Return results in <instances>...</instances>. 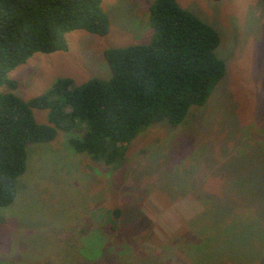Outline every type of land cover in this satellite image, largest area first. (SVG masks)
Here are the masks:
<instances>
[{"label":"rangeland","instance_id":"1","mask_svg":"<svg viewBox=\"0 0 264 264\" xmlns=\"http://www.w3.org/2000/svg\"><path fill=\"white\" fill-rule=\"evenodd\" d=\"M151 1L103 0L108 33L75 30L66 51L36 53L8 73L15 93L109 76L103 50L148 41ZM177 2L220 34L226 71L205 105L183 126L145 129L113 170L79 159L62 130L29 144L16 197L0 206V264H264V174H242L259 168L242 157L264 148V0ZM33 114L48 123L47 109Z\"/></svg>","mask_w":264,"mask_h":264},{"label":"trees","instance_id":"2","mask_svg":"<svg viewBox=\"0 0 264 264\" xmlns=\"http://www.w3.org/2000/svg\"><path fill=\"white\" fill-rule=\"evenodd\" d=\"M102 1L0 0V206L16 197L29 144L52 141L62 130L79 159L119 168L128 146L145 129L164 122L170 128L183 126L191 109L205 105L225 74V61L216 54L218 31L177 0H152L148 41L103 50L109 76L80 84L59 76L43 94L17 95L18 82L8 73L18 65L36 53L66 51L65 36L72 31L108 33L110 19ZM35 108L48 110V123L36 121ZM242 158L259 165L258 170L245 167L242 174L251 172L250 181L256 176L260 184L264 148L256 145ZM250 188L256 191L254 184ZM111 214L119 218L121 211L114 208ZM208 219L214 221L213 213ZM218 222L212 224L233 231L232 224Z\"/></svg>","mask_w":264,"mask_h":264},{"label":"crops","instance_id":"3","mask_svg":"<svg viewBox=\"0 0 264 264\" xmlns=\"http://www.w3.org/2000/svg\"><path fill=\"white\" fill-rule=\"evenodd\" d=\"M127 261H128V260H126V262H125L126 264H131V262L128 263ZM152 262H153L152 264H154V263H155V259H153ZM118 264H119V263H118ZM148 264H149V263H148ZM155 264H157V262H156Z\"/></svg>","mask_w":264,"mask_h":264}]
</instances>
